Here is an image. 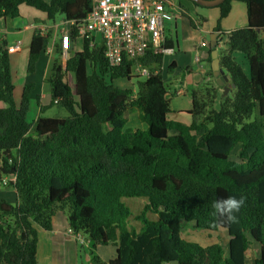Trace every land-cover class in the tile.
I'll return each instance as SVG.
<instances>
[{"label":"trees","instance_id":"1","mask_svg":"<svg viewBox=\"0 0 264 264\" xmlns=\"http://www.w3.org/2000/svg\"><path fill=\"white\" fill-rule=\"evenodd\" d=\"M232 2L246 6L247 26L225 34L218 51L228 93L215 110L220 88L211 80L198 83L185 112L189 124L168 119L171 93L160 73L138 81L134 93L111 83L130 79L137 63L152 73L162 55L149 51L112 68L102 45L90 47L85 39L64 63L56 45L50 103L42 107L36 97L40 114L58 106L67 117L39 115L30 122L34 84H24L16 105L9 55L0 46V180L15 175L16 195L14 204L0 201V264H37V229L51 231L58 213L72 233L88 241L92 264H247L252 245L257 255L251 264H264V0H224L216 7L220 18ZM22 4L55 23L58 16L83 20L91 0H0V20L19 17ZM189 24L194 26L191 19ZM48 37L33 33L28 76ZM171 44L167 38L170 49ZM236 54L244 57L247 72ZM206 77L212 78L211 69ZM132 109L143 129H126ZM234 151L237 160L231 159ZM228 196L246 198L237 222L211 228L212 203ZM133 198L145 200L134 217L122 202ZM147 212L156 220L145 218ZM220 229L227 233L225 248L183 239ZM109 244L115 257L104 262L95 251Z\"/></svg>","mask_w":264,"mask_h":264},{"label":"crops","instance_id":"2","mask_svg":"<svg viewBox=\"0 0 264 264\" xmlns=\"http://www.w3.org/2000/svg\"><path fill=\"white\" fill-rule=\"evenodd\" d=\"M49 2L50 0H44ZM171 13L173 14V19L165 23V34L168 40L172 42V54L166 55L163 57L161 65V76L163 73H176L177 70L181 71V77L179 76L176 82L173 85L174 89H171L170 97H175L180 95L177 93L176 89L182 92V95L189 92L196 87L198 83H201L203 80H211L213 86L215 87V80L212 78H207V72L211 69L210 63L208 62L209 52V40L213 34H216V51L218 54L219 50H222L223 43L225 41V34H228L234 30L245 28L247 26V14L246 6L242 2H232L231 8L228 15L224 18H220L219 9L216 7L213 8H196L191 6L196 18H192L194 26H190L197 30L195 34L191 37L181 40H177V21L176 15L180 17H187L189 15L188 8L184 9L179 4L178 0H172L171 3ZM19 17L14 18L18 19L20 22H14V19H1L0 20V46H3L5 49L8 47L15 46L16 43H19L18 49L12 53H8L10 61V72L12 75V83L14 86V102L17 105L20 101L21 93L23 86L26 82L33 83L37 81L38 85L34 84L33 89L37 88L35 93L36 97H39V104L42 107L47 106L50 103V89L48 94L42 92L46 90L45 79L48 78V71L50 69L51 58H53V53L55 50H46L39 57V60L36 64L34 75L32 78L28 77L26 73L27 59L30 41L33 33L35 32L34 28L38 26L48 27L50 24L46 19V15L40 11L35 10L32 7H28L24 4L18 7ZM187 15V16H186ZM188 18V17H187ZM62 19V18H61ZM184 19V18H183ZM190 19V18H188ZM189 22V21H188ZM21 24V26H19ZM173 30V31H172ZM174 34V39L171 35ZM207 36V39L204 37ZM205 43V47H201L200 44ZM56 44L58 42L56 41ZM48 48V47H47ZM75 49L71 47L69 52L74 51ZM236 54L235 60L239 64H242L246 61L244 57L238 56ZM198 57V61H196ZM55 59V55H54ZM247 64V63H246ZM246 66V65H244ZM244 66L242 67L244 70ZM247 70V66L246 69ZM244 70V71H245ZM248 71V70H247ZM245 71V72H247ZM220 88V87H218ZM222 88L217 90L216 99L214 105H217L218 98H220ZM46 94V95H44ZM43 96L46 97V100L43 101ZM47 96L49 98L47 99ZM31 97V95H30ZM191 98V96H190ZM172 99H170V109H171ZM31 100L29 103V112H32V116H35V120L39 115L42 116L39 112V108L35 102V106L31 107ZM191 108V101H190ZM188 109H179L177 113L171 109V113L167 116L170 120L179 121L185 124L190 123V117L185 112ZM35 109H37V114L35 115ZM173 111V112H172ZM28 112V113H29ZM184 112V113H183ZM171 116H175L173 119ZM143 129V127H141ZM58 221V225L54 227L51 231H43L37 229L38 242H37V251L36 259L37 264H39L38 250L40 245V240H43L45 247L43 249V257L41 264H81L80 258V245L71 234L68 233V226L66 228L62 225V222ZM41 235V238L39 236ZM192 242L191 240H189ZM197 243V242H195ZM82 246V245H81ZM207 246V245H206ZM115 247L112 246L111 250L104 251L100 250V246L96 248V254L98 257L104 261L108 262L109 260L114 259L115 257ZM248 253V251H247ZM247 256V254H246Z\"/></svg>","mask_w":264,"mask_h":264},{"label":"built area","instance_id":"3","mask_svg":"<svg viewBox=\"0 0 264 264\" xmlns=\"http://www.w3.org/2000/svg\"><path fill=\"white\" fill-rule=\"evenodd\" d=\"M172 0H91L90 11L81 21L61 19L59 23L38 26L34 30L45 37L49 30L52 34L46 42V50H55L57 45L64 61L78 37L88 40L90 47L99 42L103 47V56L108 66L119 67L125 61H138L149 51L152 54L166 56L172 54L167 43L165 23L173 19L171 13ZM56 41L58 44H56ZM19 43L8 47L7 53L18 49ZM205 47V43L200 44ZM48 47V48H47ZM198 61V57H196ZM140 76L145 78L152 73L148 69L135 64ZM182 94L181 91H177ZM1 179L2 185L15 182V175ZM68 233L81 245H87L80 234Z\"/></svg>","mask_w":264,"mask_h":264},{"label":"rangeland","instance_id":"4","mask_svg":"<svg viewBox=\"0 0 264 264\" xmlns=\"http://www.w3.org/2000/svg\"><path fill=\"white\" fill-rule=\"evenodd\" d=\"M179 4H181V7L186 9L188 8V13L189 15L187 16L190 19H194L196 18V14L194 13L193 9L190 8L191 6H195L193 5L190 1L188 0H178ZM196 8H200L195 6ZM176 21H177V29H176V34H177V40L180 42L181 40L187 39L189 37H191V35L195 34V31L197 32L196 29L192 28L189 25V19L187 17H180L178 15H176ZM61 16H58L55 20V23H59L61 22ZM14 22H20L18 19H14ZM48 23L50 25H52L53 23L48 21ZM21 26V24L19 25ZM173 31V30H172ZM49 36L52 34V31L49 30V32L47 33ZM172 38L174 39V34L171 35ZM205 39H207V36L204 37ZM50 39V38H49ZM48 39V41H49ZM82 37H78L75 41V51L76 52H80L82 50ZM54 53H53V58H51V63H50V69L48 71V78L51 75V69H52V65H53V61H54ZM240 57H242L241 55H238ZM61 61L62 63H64V59L61 57ZM247 64L244 62L242 64V67ZM246 66H244V70L246 69ZM247 70H248V66H247ZM245 70V71H247ZM182 72L178 71L174 74L172 73H163L162 75V81L164 83V85L166 86L167 91H170L173 88L174 83L176 82V80L178 79V77H181ZM32 78L35 76L34 73L29 75L28 77ZM36 78V76H35ZM48 78L45 79L44 83L46 86V90L42 92L48 94L47 92H49L50 89V84L48 81ZM145 77L140 76L138 73V70L136 69V67H134L131 70V77L130 79H114L111 83L114 87L116 88H120V89H130L133 91V93L136 91L137 88V82L138 81H142L144 80ZM34 84L37 86L38 83L37 81L34 82ZM177 91H179V89H176ZM37 92V88L33 89V91L31 92V107L32 105L35 106V93ZM187 93H185L184 95L180 94L177 95L175 97H170L168 96L169 99H172V103H171V109L174 111H172L174 114L177 113L179 111V109H188L190 108V101H191V93L189 92V89H187L186 91ZM38 93V92H37ZM44 94V95H46ZM222 96V92L220 97ZM49 98V96H47V99ZM46 100V97L43 96V101ZM220 98H218L217 101V105L213 106V109L217 110L219 108V102ZM35 108H37L35 106ZM35 115L37 114V109H35ZM184 113V112H183ZM128 120L126 123V129L132 131L135 129H141V127H145L141 121L139 120L138 117V112L134 109L130 110L128 112ZM42 116L45 117H57V118H65L67 117V113L65 110H63L61 107L58 106H51L49 108H46L43 112H42ZM35 116H32V112L28 113L27 119L28 121H33ZM175 116H171V118L173 119ZM231 159L232 160H237V152L234 151L231 154ZM8 179L7 176H1V179ZM1 200H6L7 202L14 204L15 200H16V195H15V191L12 187L11 184H7V185H2L1 181H0V201ZM122 202L124 203V205L130 210L132 217H134L135 215H138L142 209L143 206L145 205V200L143 198H133V199H123ZM57 220H59L60 222H62V225L64 226V228H66V220H65V215L63 213H58L56 216ZM145 218H147L150 221H155L156 220V216L153 213L147 212L145 213ZM140 226V223L138 224V227ZM40 230V229H38ZM41 232V230L39 231ZM39 238H41V235L39 236ZM184 240L189 241L191 240L192 242H197L198 244H200L201 246H206L212 243H218L221 244L224 248L227 245V241H228V237H227V233L225 230L220 229V231H216V232H199V233H189L186 234L183 237ZM45 247V243L43 240H40V245H39V250H38V258H39V264H41L42 261V257H43V249ZM112 245H106V246H100V250H104V251H109L111 250ZM96 253V251H95ZM257 255V251H256V247L254 245H252L250 247V249L248 250L247 256H246V263L247 264H251V262L253 261L254 257ZM80 258H81V264H92L91 262V253H90V249L87 247V245H83L80 246Z\"/></svg>","mask_w":264,"mask_h":264},{"label":"clouds","instance_id":"5","mask_svg":"<svg viewBox=\"0 0 264 264\" xmlns=\"http://www.w3.org/2000/svg\"><path fill=\"white\" fill-rule=\"evenodd\" d=\"M157 70H160L161 74V67ZM245 202L246 198L244 196H240L239 198L228 196L227 198H220L214 201L211 205L213 209L211 213L213 220L210 224V227L216 228L217 226L231 225L236 223V214L245 205Z\"/></svg>","mask_w":264,"mask_h":264},{"label":"water","instance_id":"6","mask_svg":"<svg viewBox=\"0 0 264 264\" xmlns=\"http://www.w3.org/2000/svg\"><path fill=\"white\" fill-rule=\"evenodd\" d=\"M188 1L193 2L203 8H213L219 6L224 0H188ZM260 33H261V37H264V31H261ZM216 37H217L216 34H213L209 40L210 42L209 47L211 49L210 68L212 71V76L215 80V84L218 87L222 88V96H225L227 95L229 90L227 86L228 77L219 66L218 54L216 51V45H217ZM172 264H177V262H173Z\"/></svg>","mask_w":264,"mask_h":264}]
</instances>
